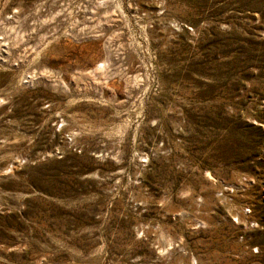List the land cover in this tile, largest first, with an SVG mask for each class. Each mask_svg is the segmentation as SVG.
Returning a JSON list of instances; mask_svg holds the SVG:
<instances>
[{
    "label": "rangeland",
    "instance_id": "rangeland-1",
    "mask_svg": "<svg viewBox=\"0 0 264 264\" xmlns=\"http://www.w3.org/2000/svg\"><path fill=\"white\" fill-rule=\"evenodd\" d=\"M0 264H264V0H0Z\"/></svg>",
    "mask_w": 264,
    "mask_h": 264
}]
</instances>
